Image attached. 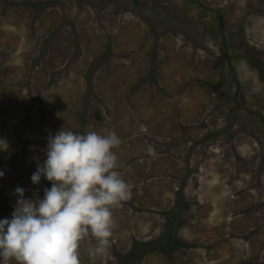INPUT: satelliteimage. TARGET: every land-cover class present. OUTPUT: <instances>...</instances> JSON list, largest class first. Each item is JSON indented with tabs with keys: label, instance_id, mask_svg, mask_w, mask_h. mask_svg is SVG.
Listing matches in <instances>:
<instances>
[{
	"label": "rangeland",
	"instance_id": "rangeland-1",
	"mask_svg": "<svg viewBox=\"0 0 264 264\" xmlns=\"http://www.w3.org/2000/svg\"><path fill=\"white\" fill-rule=\"evenodd\" d=\"M262 74L264 0H0V218L49 133L112 130L131 196L80 264H264Z\"/></svg>",
	"mask_w": 264,
	"mask_h": 264
},
{
	"label": "clouds",
	"instance_id": "clouds-1",
	"mask_svg": "<svg viewBox=\"0 0 264 264\" xmlns=\"http://www.w3.org/2000/svg\"><path fill=\"white\" fill-rule=\"evenodd\" d=\"M46 140L30 180L39 185L43 178L50 187L42 198L14 189L11 216L0 218V264H80L82 242H89L91 261L111 258L113 209L131 196L115 151L121 138L112 130L80 133L63 126ZM8 149L0 137V152Z\"/></svg>",
	"mask_w": 264,
	"mask_h": 264
},
{
	"label": "trees",
	"instance_id": "trees-1",
	"mask_svg": "<svg viewBox=\"0 0 264 264\" xmlns=\"http://www.w3.org/2000/svg\"><path fill=\"white\" fill-rule=\"evenodd\" d=\"M34 6H35V4H34ZM263 75L264 74H262V79L264 81ZM176 243H180V241L177 240ZM154 246H155V244L152 243V242H144V243H141V242L135 241L134 242V246H133L131 252L129 253L128 257H125V258H129L130 257V258H133V259H137V258L140 259L141 257H143L141 255L142 253L147 254V253L152 252L153 251L152 248ZM180 246H182V245L180 244Z\"/></svg>",
	"mask_w": 264,
	"mask_h": 264
}]
</instances>
